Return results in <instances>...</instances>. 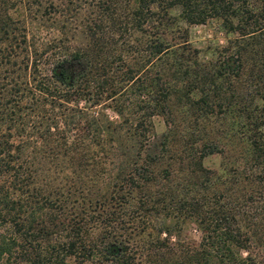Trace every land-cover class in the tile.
<instances>
[{
	"label": "trees",
	"instance_id": "trees-1",
	"mask_svg": "<svg viewBox=\"0 0 264 264\" xmlns=\"http://www.w3.org/2000/svg\"><path fill=\"white\" fill-rule=\"evenodd\" d=\"M37 3L0 0V264L264 259V0H94L77 46L28 36ZM211 19L201 57L178 20Z\"/></svg>",
	"mask_w": 264,
	"mask_h": 264
},
{
	"label": "rangeland",
	"instance_id": "rangeland-1",
	"mask_svg": "<svg viewBox=\"0 0 264 264\" xmlns=\"http://www.w3.org/2000/svg\"><path fill=\"white\" fill-rule=\"evenodd\" d=\"M49 2H52L53 10L50 8L48 10L49 13H42L41 10L43 5H46ZM93 3L94 0H39V4H34V7L31 11L32 13H29L30 15L24 11L26 12L25 26L28 30V36L30 37L36 32L40 34L38 38H41V40H45V38H49V36L52 35L59 36V34L55 33V28H52L55 27V25L59 26L63 22V24L65 23L67 25L65 33L66 38L63 41L64 44L67 46H77L79 42L87 39L82 34H80L79 30H83V25L88 22V18L91 16L90 14H93ZM21 10L22 8H19L18 12H15V15L23 14V10ZM171 14L177 15L178 10L172 9ZM40 15L42 17H40ZM178 25L181 27V29H185L186 40L191 44V46L201 50V57L207 54L208 47L216 44L223 45L227 38H232L234 36L232 33H225L219 22L213 19L208 20L204 24H188L178 20ZM61 37H63V35ZM81 104L87 106V103H83V101H81ZM91 110H100L101 112H104L110 120H117L114 112L104 104L97 107H92ZM222 110L224 109L222 108ZM224 113L226 112L224 111ZM226 114L227 117L229 116V121H225L224 125L227 124V126L232 128V131L235 132L236 135H239L240 133L237 132V125L242 119L237 117L236 113L230 112ZM151 120L154 131L160 135L165 130L163 120L159 116H154ZM201 162L203 167L210 170H216L217 172H220L228 165L227 158L223 157V155L220 153L207 155L201 160ZM180 238L186 240H197L199 238V232L194 225L186 224ZM84 264L98 263H96V261H86ZM257 264H264V259L258 260Z\"/></svg>",
	"mask_w": 264,
	"mask_h": 264
}]
</instances>
